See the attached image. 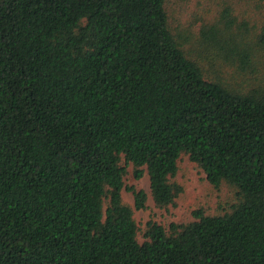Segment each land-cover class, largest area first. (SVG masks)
Here are the masks:
<instances>
[{
	"label": "trees",
	"instance_id": "1",
	"mask_svg": "<svg viewBox=\"0 0 264 264\" xmlns=\"http://www.w3.org/2000/svg\"><path fill=\"white\" fill-rule=\"evenodd\" d=\"M165 2L0 0V264H264V15L202 31L198 62ZM183 155L234 200L141 228Z\"/></svg>",
	"mask_w": 264,
	"mask_h": 264
},
{
	"label": "rangeland",
	"instance_id": "2",
	"mask_svg": "<svg viewBox=\"0 0 264 264\" xmlns=\"http://www.w3.org/2000/svg\"><path fill=\"white\" fill-rule=\"evenodd\" d=\"M165 10L173 33L182 41L183 47L192 59L202 62L204 57L214 56L202 51V31L221 29L215 27L224 17L233 21L240 33L258 29L264 9L258 0H166ZM238 26V27H237ZM216 33V32H215ZM236 39V36H232ZM221 39L220 36H218ZM227 37H225L226 39ZM227 42V41H226ZM124 178L126 185L136 189L149 190L148 176L135 179L132 175V165L127 166ZM174 180L182 186L177 205L173 209L163 210L154 207L151 199H147L145 208L134 210L137 224L143 228L148 220H154L164 227L171 222H186L192 220V211L202 208L206 213L222 212L234 200V189L223 183L218 189L212 187L205 179V174L183 155L178 161V170ZM125 203L133 206V195L125 188L122 190ZM139 240H142L139 236Z\"/></svg>",
	"mask_w": 264,
	"mask_h": 264
}]
</instances>
